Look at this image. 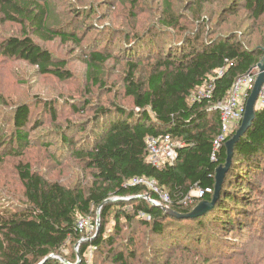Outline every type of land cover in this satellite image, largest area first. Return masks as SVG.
<instances>
[{
    "label": "trees",
    "instance_id": "trees-1",
    "mask_svg": "<svg viewBox=\"0 0 264 264\" xmlns=\"http://www.w3.org/2000/svg\"><path fill=\"white\" fill-rule=\"evenodd\" d=\"M190 1L193 19L199 25L202 23L198 30L188 33L166 51L160 42L157 43V34L144 43L141 37L137 38L141 45L130 49L124 90L132 99L133 108L114 105L98 109L91 120L94 127L92 130L91 126V135L84 136L86 139L81 142L68 136L72 125L67 131L64 129L61 143L71 148V156L90 172L91 186L77 189L60 182H48L34 173L30 165L19 167L26 202L18 209L12 205L0 207V264H41L51 255L58 259L46 264H63L59 261L61 250L70 241L81 242L83 232L78 229V223L94 214L96 209L101 212V235L92 241V246L106 245L111 247L110 252L114 251V240L103 236L105 222L114 208L124 209L123 215L129 222L140 219L143 224L152 225L160 235L175 229L174 222L169 224L168 220L182 223L214 217L218 227L229 233H240L249 227L243 190L251 189L252 179H260L264 174V106L256 108L252 126L235 146L232 165L213 210L195 219L179 218L167 215L145 199L149 195L180 216L190 214L202 202H212L217 170L227 163L226 142L213 160L214 141L221 133L217 106L229 97L238 79L256 71L257 65L264 61V27L255 28L259 37L254 47L243 39L247 36L248 43H252L254 33L246 35L235 25L225 33L208 36L206 29L210 21L205 17V8L218 0ZM162 4L160 24L165 29H177L181 19L172 2L162 0ZM238 7L250 14L254 26L264 17V0H234L230 13L237 15ZM54 14L50 0H0V22L19 24L24 32L22 38L11 36L1 43L0 53L27 61L43 74L66 80L71 74L65 70V63H56L51 53L36 43L28 32L29 26L44 41L73 38L78 42L77 36L65 33L59 25L52 26L50 21ZM152 30L156 32L157 29ZM112 59L114 56L109 53L89 52L86 56L89 80L104 88L106 83L101 76ZM29 116L27 105L18 107L14 114V127L21 146L29 143V135L24 131ZM86 127L81 125V133ZM161 136H170L180 147L173 163L167 162L158 168L148 162L147 140ZM137 178L154 180L160 191L168 196L169 203H163L146 186L132 185ZM196 190L205 194L191 196ZM127 206L134 216L125 210ZM199 224L201 226L202 222ZM117 232L120 233L119 228ZM172 237L169 233L168 238ZM202 238L199 234L198 244L203 243ZM114 261L128 264L123 253Z\"/></svg>",
    "mask_w": 264,
    "mask_h": 264
},
{
    "label": "rangeland",
    "instance_id": "rangeland-1",
    "mask_svg": "<svg viewBox=\"0 0 264 264\" xmlns=\"http://www.w3.org/2000/svg\"><path fill=\"white\" fill-rule=\"evenodd\" d=\"M50 1L55 9L50 21L52 26L59 25L62 31L77 36L79 41L73 38L44 41L29 26L28 32L36 43L51 53L56 63H65L71 78L60 80L41 73L27 61L0 53V207L12 205L18 209L25 204V189L19 177L22 165H30L34 173L48 182H60L77 189L91 186L90 172L71 156L72 149L61 143L64 129L67 131L72 125L68 136L81 142L86 139L84 136L91 135V120L98 109L114 105L133 108L132 99L125 95L124 75L130 49L141 45L137 38L141 37L144 43L157 34V43L160 42L166 51L202 24L193 19L190 0H170L181 19L177 29H165L160 24L162 0ZM233 1L218 0L206 6L205 17L210 21L207 35L225 33L235 25L246 35L254 33L252 43H248L249 37L243 38L254 47L259 37L255 28L264 27V17L254 26L250 14L242 7H238L237 15L230 13ZM11 36L22 38V26L0 22V44ZM93 51L114 56L103 69L104 88L87 76L86 56ZM22 105L30 109L24 129L29 143L23 146L17 140L13 121L16 109ZM261 106L258 103L257 107ZM81 125L87 126L82 133ZM252 180L251 189L243 190L249 224L243 232H225L214 217H208L182 223L168 220L169 224L174 222L175 229L160 235L152 225L143 224L140 219L129 222L123 215L124 209L114 208L105 222L103 236L114 240V251L110 252L111 247L106 245L92 246V241L101 235V212L96 209L88 216L91 227L83 232L81 242H68L61 250L62 261H59L63 264H117L114 258L123 253L128 264H264V174ZM125 210L135 215L130 206ZM169 233L173 235L171 240ZM199 234L203 235L202 244L196 240Z\"/></svg>",
    "mask_w": 264,
    "mask_h": 264
},
{
    "label": "built area",
    "instance_id": "built-area-1",
    "mask_svg": "<svg viewBox=\"0 0 264 264\" xmlns=\"http://www.w3.org/2000/svg\"><path fill=\"white\" fill-rule=\"evenodd\" d=\"M257 74L258 73L254 71L251 75L238 79L233 85L229 97L225 100V102H222L217 106L221 116V133L214 141L213 160H215L216 154L220 151L223 143L228 140L231 134H233V132L241 124L245 111V104L248 99L249 92L253 88L256 81ZM202 96L205 95L202 93ZM258 103L264 106V86ZM147 144L149 150L148 162L152 166L158 168H161L167 162L173 163L178 155L177 148L180 147V145H176L172 142L170 136L149 138L147 140ZM132 185L146 186L157 194L163 203H169L168 196L160 191L154 180L137 178L132 181ZM206 192L210 193L211 190H207ZM193 193L191 195L193 197H202L205 194L202 190H196ZM154 202L158 203L157 201ZM89 221V217L82 218L79 221L78 229L81 233L88 231L89 227H91V223Z\"/></svg>",
    "mask_w": 264,
    "mask_h": 264
},
{
    "label": "water",
    "instance_id": "water-1",
    "mask_svg": "<svg viewBox=\"0 0 264 264\" xmlns=\"http://www.w3.org/2000/svg\"><path fill=\"white\" fill-rule=\"evenodd\" d=\"M257 71V78L256 81L253 85V88L250 91V94L248 96V99L245 104V111L243 115V119L241 121L240 127L236 131V133L232 136V138L228 141H226L225 146L227 149V163L225 166H221L217 170V175H216V187H215V193L213 196V200L211 203L208 202H202L200 203L190 214L180 216L175 214L170 208L167 206H162L159 203L154 202L149 195L145 196V199L150 201L154 206L159 207L163 209V211L170 216H175L179 218H189V219H195L199 218L201 216H204L211 210H213L219 201L220 194H221V189L222 185L224 183V178L226 173L229 171L231 165H232V160L234 157V149L236 144L241 140V138L247 133L249 128L252 126V123L255 119V112L256 108L258 106V100L260 97L261 92L263 91V86H264V61L259 63L255 69ZM252 72L250 73V75ZM112 201V200H110ZM58 259V257L51 255L48 258H46L41 264H46L47 262L51 261L52 259ZM62 261V259L60 258ZM68 264V263H67Z\"/></svg>",
    "mask_w": 264,
    "mask_h": 264
}]
</instances>
